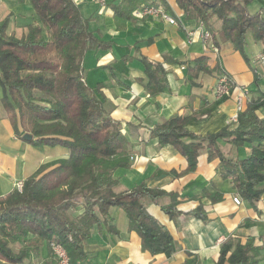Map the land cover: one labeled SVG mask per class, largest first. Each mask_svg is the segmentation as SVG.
Returning a JSON list of instances; mask_svg holds the SVG:
<instances>
[{"label":"trees","instance_id":"16d2710c","mask_svg":"<svg viewBox=\"0 0 264 264\" xmlns=\"http://www.w3.org/2000/svg\"><path fill=\"white\" fill-rule=\"evenodd\" d=\"M24 0H20L22 2ZM38 23L29 25L17 36L9 32L11 15L0 21V85L2 103L15 135H33L27 141L37 147H64L65 159L42 164L23 180L22 190L13 188L0 196V264H23L29 253L38 254L46 243L53 253L54 245H62L70 263L79 264L88 257L85 249L93 229H106L119 234L110 216L111 207L121 208L127 216V231L141 237L142 250L152 255L172 249L173 236L149 211L145 201L159 203L165 196L171 203L161 205L175 217L178 195L140 182L124 192H117V172L130 167V143L123 133L122 123L115 120L103 102L102 85L89 86L84 78L83 62L89 51L109 49L112 42L101 40L90 30L91 18L83 14L75 0H29ZM185 19L203 23L211 33L212 43L221 49L230 43L253 71L254 85L261 74L251 63L247 52L248 33L254 42L262 44L264 56V8L250 13L252 0H175ZM141 4L160 6L153 0H121L111 2L117 20L128 21ZM213 17L221 21L214 30ZM146 81L145 90L155 97L169 89L168 71L162 62L141 58ZM191 84L201 74H225L220 62L209 64L201 55L183 63ZM197 84V83H196ZM233 90V89H232ZM231 90V92H232ZM230 95L215 100L207 108L192 115L177 114L150 131L159 145H171L188 162L181 172L159 171L174 177L195 172L202 150L207 158L218 160L220 176L230 181L237 195L255 205L264 198V117L258 111L264 107V92L258 90L238 113L236 122L218 132L206 135L187 129L190 121L209 116ZM226 141L236 147L248 145L244 158H228L219 143ZM203 188L202 196L212 203L222 198ZM207 222L202 203L189 212ZM245 222V225H248ZM263 245L254 237L228 236L221 244L213 264H259ZM20 245V246H18ZM189 257L193 256L188 252ZM186 264H201L191 257Z\"/></svg>","mask_w":264,"mask_h":264},{"label":"crops","instance_id":"0c3cea01","mask_svg":"<svg viewBox=\"0 0 264 264\" xmlns=\"http://www.w3.org/2000/svg\"><path fill=\"white\" fill-rule=\"evenodd\" d=\"M75 1L83 14L91 18L90 30L101 40L112 42L109 49H96L87 53L83 73L89 86L95 88L98 84L102 85L105 107L115 120L122 123L123 133L130 143V167L117 172L116 191H128L144 182L150 187L162 188L178 195V213L173 218L161 206L171 203L170 196L161 199L160 204L145 201L149 213L172 234L170 251L152 255L142 250L139 234L127 231L126 213L119 207H111L109 213L119 234L109 233L106 229H93L91 238L85 244L88 257L79 264H186L191 257H197L201 264H213L220 244L228 236H251L256 238L257 245H263L260 237L264 236V198L254 205L239 197L230 181L221 178L218 160L210 161L206 150L200 152L199 166L195 172L182 177L160 174L159 171L181 172L187 168L188 162L173 146H161L157 139L150 136L151 129L171 116L198 113L217 100L215 86L221 74H201L193 79L197 84L192 85L191 75L187 74V67L183 64L201 55L209 57L211 66L220 62L236 87L228 99L221 102L209 116L201 115V120L190 121L187 129L206 135L227 126L237 112L238 88L244 87L250 94L258 90L264 92V63L258 66L259 62H256L262 55V44L253 40L247 46V50L252 47L253 59L249 57L261 74L260 82L254 85L253 73L232 45L226 43L221 49H212L201 37L200 23L185 19L175 0L153 1L174 17L177 24L157 17L138 18L134 15L135 10L131 20H117L110 3L121 0ZM252 3L248 5L250 13L264 8L261 0H257V5L251 11L249 6ZM7 4L9 7L0 16V21L11 15L10 33L21 36L29 25L38 23L29 0H0V12ZM211 23L214 30L221 28L222 23L218 18L214 17ZM142 57L162 62L168 71L169 89L155 97L149 96L139 81H146L140 61ZM2 97L0 85V196L12 191L17 181H23L42 164L65 159L69 155L67 148L37 147L18 138L7 118ZM258 115L264 117V107L258 111ZM219 145L228 158H244L250 153L248 145L236 147L226 141H221ZM203 188L211 195L218 189L223 194L222 198L212 203L209 197L202 196ZM236 196L241 199L240 205L233 200ZM200 203L207 213V222L189 213ZM245 222L249 224L245 225ZM188 252L193 256L189 257ZM23 264L57 262L45 243L38 254L29 253ZM259 264H264V252Z\"/></svg>","mask_w":264,"mask_h":264},{"label":"built area","instance_id":"2783aa9c","mask_svg":"<svg viewBox=\"0 0 264 264\" xmlns=\"http://www.w3.org/2000/svg\"><path fill=\"white\" fill-rule=\"evenodd\" d=\"M134 15L138 18L157 17V18L163 19L164 21L170 24H177L176 19L172 17L161 6L143 4L134 11ZM200 28H201V37L203 41L205 43H209L212 49H216V47H214L212 43L211 33L205 28L202 22L200 23ZM260 60L264 61L263 55L260 56ZM235 87L236 85L234 86L232 84L231 80L228 78L227 75L225 74L220 75L217 80V84L215 86L216 98L221 99L224 96L230 95L231 90L232 89L234 90ZM238 91H239L238 92L239 95L237 97V112L229 120L228 125L237 121L238 113L243 110L250 96V91L244 87L238 88ZM22 187H23V181H17L14 185V188H17L18 190H22ZM233 200L236 204L238 205L241 204V199L238 196L234 197ZM53 255L56 259L57 264H71L68 252L62 245H59V244L54 245Z\"/></svg>","mask_w":264,"mask_h":264},{"label":"rangeland","instance_id":"374dc122","mask_svg":"<svg viewBox=\"0 0 264 264\" xmlns=\"http://www.w3.org/2000/svg\"><path fill=\"white\" fill-rule=\"evenodd\" d=\"M256 1L257 0H253V3L249 6V8H250V10L252 11L254 8H255V4H256ZM261 2L264 4V1L263 0H261ZM257 5V4H256ZM7 7H9V5L7 4L3 9H2V11L0 12V16H2L3 15V13L6 11V9H7ZM214 18V17H213ZM212 18V19H213ZM212 19H211V21H212ZM212 24V23H211ZM213 27V26H212ZM253 42V38H252V34L251 33H248V42ZM250 43V44H251ZM252 47L250 46L249 48H248V53H249V55H250V57H251V59H253L252 57ZM259 59H260V57H259ZM244 61V60H243ZM253 61V60H252ZM259 62L257 65L258 66H260V65H262L263 66V63H264V61H262V60H256V62ZM244 63H245V61H244ZM246 65V64H245ZM247 68L249 69V71L251 72V73H253V71L247 66ZM260 68V67H259ZM236 79H238V78H236ZM239 81V80H238ZM252 94H250V96H251Z\"/></svg>","mask_w":264,"mask_h":264},{"label":"water","instance_id":"95a60500","mask_svg":"<svg viewBox=\"0 0 264 264\" xmlns=\"http://www.w3.org/2000/svg\"><path fill=\"white\" fill-rule=\"evenodd\" d=\"M23 140H25V141H31V140H33V135H31V134H24L23 135Z\"/></svg>","mask_w":264,"mask_h":264}]
</instances>
